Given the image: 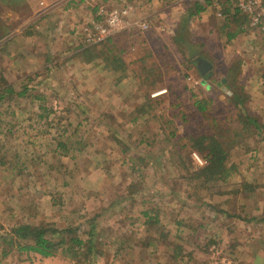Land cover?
<instances>
[{
	"label": "rangeland",
	"instance_id": "374dc122",
	"mask_svg": "<svg viewBox=\"0 0 264 264\" xmlns=\"http://www.w3.org/2000/svg\"><path fill=\"white\" fill-rule=\"evenodd\" d=\"M87 4L82 2L80 9H89ZM44 7L35 0H0V249L1 237L13 225L29 223L60 231L53 239L69 227L94 232L95 248L102 254L93 264H264V108L253 109L248 99L264 105L261 93H250L248 87L260 92V80L252 76L262 75L264 94V32L248 28L239 15L242 33L229 41L226 33L235 26L221 29V11L208 12L204 22L194 17L184 29L178 28L186 22L183 13L168 14L160 20L165 24L161 31L154 27L158 21H150L146 32H136L140 42H150V48L140 43L139 50L150 52L133 70L127 67L129 79L118 84L123 91L102 86L117 77L102 70V64L91 66L88 74L75 54L70 60L62 52L53 62L63 73L53 78L57 89L50 91L38 83L46 79L40 71L54 63L24 57L9 69L5 56L21 53L19 33L34 29L33 20ZM82 26L72 30L78 41L74 50L84 47ZM250 39L262 45L251 55L261 57L260 65H249L241 56L249 51ZM197 52L208 68L196 64ZM229 69L238 75L226 87ZM240 86L243 103L237 105L231 92ZM146 97L157 101L148 105ZM195 99L205 100L206 111L196 110ZM130 112H144L147 118L122 124ZM243 114L262 118L259 133ZM203 132L215 133L228 150L226 165L235 168L225 180L185 176L182 161L192 167L205 161L188 149L191 141L184 136ZM136 152L145 155V162L128 159ZM146 211L159 220L150 235L143 225ZM122 239L118 249L116 240ZM63 250L49 257L14 250L0 256V264H75L76 258Z\"/></svg>",
	"mask_w": 264,
	"mask_h": 264
},
{
	"label": "crops",
	"instance_id": "0c3cea01",
	"mask_svg": "<svg viewBox=\"0 0 264 264\" xmlns=\"http://www.w3.org/2000/svg\"><path fill=\"white\" fill-rule=\"evenodd\" d=\"M95 1L96 2L99 1V3L109 2V0H53L52 1L53 3L46 2L44 6L46 5L47 6L46 7L43 6L44 12H42L41 17L37 16V18L33 20L34 29L30 30L31 29L30 28L23 33L21 32L19 33L20 35L19 40L21 39L20 42L23 43V46L20 48L21 53L19 55H17L16 53H11V54H15L14 57L12 55H9V56L5 55L7 58V61L9 62V69L13 68L12 63H14L17 59H23L24 57L28 60H30L32 57H36L38 59H41L42 57L43 60H50L47 64L49 63L51 64V63H54L53 61L57 60L55 57L61 52L63 54V57H66V58L68 57L70 58V60L72 58V55L75 54L73 55L74 58L77 59L78 57L79 61L84 63L85 66H88L87 67V70L89 71L88 74L92 72L91 66H93L94 64H102L101 65L102 70L106 71L107 73L110 72L112 74H115V76H117L112 84L111 83H109L110 85L103 84L102 86L107 87L110 92L112 90L116 92H118V90L123 91L124 87L123 86L118 87V84L121 83L123 80H125L126 77L129 79V75H125L126 72L128 71L127 67L130 66L131 69L133 70L132 67L138 62V60L142 61L143 57L146 56L150 52L149 50H146V49L139 50V44L141 43L143 46L150 48V42L148 39L144 40V38H142V42H140L141 38L138 37V34L136 33L137 31L134 29H127V30L119 32L116 35L110 37L109 38L110 40H108L107 44H106L107 41L104 42V46L108 44L114 45V52L115 54L116 53L118 54V57L123 62V67L117 70H113L109 66L107 67L104 66L103 65L104 62L100 58H93L92 60H86V58L83 57L81 54L82 47L79 46L74 50V46L78 44V41L76 37L73 35L72 30H75V28L78 29L80 24L82 26L93 20V16L95 15L99 5L95 7L96 5L90 6V4ZM122 1H125V0H122ZM195 1L199 2V4L203 5L205 8L201 10L198 14L192 15L191 17H187L186 13H187L188 8L192 5V2H193L192 0H132V1L126 0V2L131 3L135 5L136 7L137 5L140 6L139 8L136 9L135 17L140 18V19H147L149 21H152L153 23L158 21V25L154 24V27L158 31L159 30L161 31L165 27V24L163 22H160V20L162 19L165 20L168 14L174 15V13L176 12L178 14L183 13V18L185 17L184 19H186L185 24L187 23L186 24V27H187L188 22H190L191 19H193L194 17H196V20L201 18L200 21L202 22L203 19H205L206 14H208V12L214 13L218 11H222V12L225 11L226 14L223 16L225 19H222L223 25L221 29H224V27H228V26H235L234 31L226 33L227 37H230L228 38V40L232 41L234 38L235 39L238 38L239 37L238 35L242 33L238 30V25H237L238 23L236 21V16H234V10L231 8L230 5H226V2H225L226 0L224 1L223 0H210V3L208 4L205 3V0H195ZM82 2H87L89 4V6H87L89 9L87 8L80 9ZM77 6L78 8L76 9ZM177 25L178 24L175 23L174 25L176 26L175 28H177ZM181 27L182 25L180 26L178 25L179 29H181ZM216 32L218 35H221L220 30H216ZM15 35L16 37H18L17 34ZM248 38H251V37H248ZM146 41H148L149 44L146 43ZM248 44H249L248 46L251 45L250 49H248L250 52L244 49L245 52L244 54H241V56L246 57L245 59L247 60V63H249V65L250 64L257 65V63L259 62L258 60L261 57H258V59H256L255 56H251V55L254 52H257L256 47L260 48L262 47V45L260 42L255 41V39H250ZM100 45L104 47L103 43H101ZM6 48H7V45H6ZM74 51H77V52L74 53ZM235 54H237V51H235ZM20 56L22 57L19 58ZM194 60L196 61L197 65L201 64L200 60L207 61L206 58H204L203 54H201V52H197V55ZM256 61L258 62L256 63ZM258 64L260 65L261 62H259ZM55 65L56 64L54 63L53 65H50L49 67H44L40 71L42 72V76H45L46 79L40 81L38 84L39 86L44 85L43 88L48 89L50 91H52V89L54 90L57 89V86L54 84L53 78L63 73L62 68L54 67ZM255 76H258L257 78H259L260 80L258 88L260 87L261 89L259 92L258 89H256L254 86L249 84L250 86L248 87H250V89L253 88L250 91V93H254L255 91L257 94L261 93L259 100L261 99L260 101L262 100L264 101V94L262 95L263 87L261 86L262 75L255 74L252 77H255ZM139 87L140 85H138V88ZM243 87H246V86H243ZM254 96H257V95H254ZM249 98H250L249 103L252 108L253 107L256 108V105L257 106L259 105V107L264 108V105L261 104L260 102L258 104L256 100L253 99L252 96L248 97V99ZM151 103L152 102H150V104ZM137 104H135L137 108H140L143 106V105H139V104L137 105ZM262 112L260 116L264 115V113ZM138 113L139 114L131 113V112L127 113L128 117L127 115H124L120 119L122 121V124L129 123L130 125H133V124L136 125L138 123H142V118L145 119L147 117L144 116L145 115L143 114L144 112H138ZM260 122H262V118H260ZM138 129H139V126H138ZM144 138H141L140 140H144ZM138 154L141 155L142 153H138ZM142 156H145V155L142 154ZM128 159L133 161L131 157H128ZM150 161L151 160L148 161L147 159V162L149 164L151 163ZM3 165L5 164L3 163ZM133 194H137V193H133ZM189 239L192 240V237L190 235L188 236L187 240ZM252 249L255 250V244H253ZM262 262L264 263V260Z\"/></svg>",
	"mask_w": 264,
	"mask_h": 264
},
{
	"label": "trees",
	"instance_id": "16d2710c",
	"mask_svg": "<svg viewBox=\"0 0 264 264\" xmlns=\"http://www.w3.org/2000/svg\"><path fill=\"white\" fill-rule=\"evenodd\" d=\"M224 1V0H223ZM229 0H226V5H230ZM205 3H210V0H205ZM231 6V5H230ZM234 6V5H233ZM205 7L199 2L194 1L192 5L187 10V17H191L192 15L198 14L201 10H203ZM234 16L239 17V15L243 16L245 21L246 17L239 13L238 9L234 6ZM222 12V11H221ZM223 15L226 14V12H222ZM188 19V18H187ZM236 21L238 19L236 18ZM238 25V30L241 32V24ZM186 27L185 24H182L181 29H184ZM110 38V37H109ZM109 38L105 39L104 41L98 43L101 44L106 42L108 43ZM230 38V37H228ZM182 40H184L182 38ZM185 41V40H184ZM92 45L87 47H82L81 54L83 57L86 58V60H92L93 58H100L104 62V66H109L113 70H117L121 67H123V62L118 57V54L115 52L113 54L112 51H114V45H105V49L107 51L102 50V46L100 45ZM99 46L97 49L96 47ZM108 46V47H107ZM228 79H224V84L226 87H229L231 83H236L237 75H233L232 71L230 69L228 70ZM232 75V76H231ZM147 77V76H146ZM232 77V78H231ZM231 79V80H230ZM232 89H234V86H231ZM6 89V88H5ZM24 93V91L20 92V94ZM231 96L233 97L234 101L238 104L243 103V97H242V86L239 87V89L234 90L231 92ZM148 101V105L150 102H155L157 99H151L146 97ZM194 106L196 110L200 112L206 111L207 105L205 104V100L195 99L194 100ZM144 106V105H143ZM140 107L139 109L145 110L144 107ZM243 112V110H242ZM182 118L187 117V113H183V111L180 113ZM245 122L251 124L253 128L256 130L257 133L260 129L261 122L259 118H254L251 114L244 115ZM187 119V118H186ZM184 138L189 141H191L190 146H186V144L181 145V148L186 147L189 150H195L199 152L205 161V164L202 166H196L192 167V164H185V161H182L183 163V169L187 171L186 177L198 180L201 179L204 182L213 181V180H225L227 177H229L235 168L234 165H226V160L228 158V150L224 147L223 142L219 139L220 137L217 136L215 133H200L195 136H184ZM180 148V147H179ZM180 148V149H181ZM134 157H131L134 160H141L145 162V157L139 155L137 152L134 153ZM192 169V170H191ZM153 212L149 213L148 211L144 212V220L143 225H147V234H151L153 226L156 224H159L158 216L156 213L152 214ZM127 216V215H126ZM131 216V214H128V218ZM139 216L136 215L135 219L137 220ZM119 222H122L121 218L119 219ZM65 233L62 237H58L57 239H53L52 236L60 235V231H57L53 227H50L49 225H33L29 223H18L13 225L9 232L6 233L1 237L3 247L0 249V256L6 257L9 255L12 251L16 250L20 253L27 254L29 252L36 253L42 257H49L53 256L55 253L62 251V248L64 247V252L70 253L71 257L76 258L75 264H93V260L95 256L98 254L101 255L102 252L98 251L97 248H95V233L91 232L90 230H87L86 232L76 228V227H69L67 229H64L62 231ZM48 234H51L50 237H48ZM147 235V236H149ZM159 237H165V232L159 233ZM158 237V238H159ZM116 243L118 244V249L122 248V244H124L123 239L118 241L116 240ZM109 244V242H108ZM112 244V243H111ZM109 244V245H111ZM180 248V247H179Z\"/></svg>",
	"mask_w": 264,
	"mask_h": 264
},
{
	"label": "built area",
	"instance_id": "2783aa9c",
	"mask_svg": "<svg viewBox=\"0 0 264 264\" xmlns=\"http://www.w3.org/2000/svg\"><path fill=\"white\" fill-rule=\"evenodd\" d=\"M40 7L44 0H35ZM117 1V0H114ZM244 15L247 26L251 30L264 32V0H229ZM137 7L131 3L120 1L112 5L101 4L95 13V18L80 29V39L84 47L104 41L127 29L143 33L150 26V21L135 17Z\"/></svg>",
	"mask_w": 264,
	"mask_h": 264
},
{
	"label": "water",
	"instance_id": "95a60500",
	"mask_svg": "<svg viewBox=\"0 0 264 264\" xmlns=\"http://www.w3.org/2000/svg\"><path fill=\"white\" fill-rule=\"evenodd\" d=\"M201 61V65L203 66V65H205V67L206 68H208L209 66H210V63L209 62H207V61H205V60H200ZM199 66V68H201L202 66ZM200 71H201V73L203 74V73H205V71L204 70H202V69H200Z\"/></svg>",
	"mask_w": 264,
	"mask_h": 264
}]
</instances>
